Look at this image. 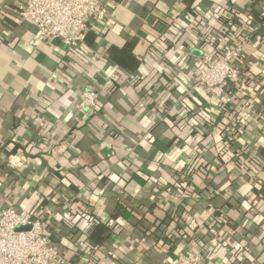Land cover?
I'll list each match as a JSON object with an SVG mask.
<instances>
[{
    "label": "crops",
    "instance_id": "obj_1",
    "mask_svg": "<svg viewBox=\"0 0 264 264\" xmlns=\"http://www.w3.org/2000/svg\"><path fill=\"white\" fill-rule=\"evenodd\" d=\"M102 1L68 50L0 0V210L51 208L56 264H264V0ZM242 38L239 82L198 87Z\"/></svg>",
    "mask_w": 264,
    "mask_h": 264
},
{
    "label": "built area",
    "instance_id": "obj_2",
    "mask_svg": "<svg viewBox=\"0 0 264 264\" xmlns=\"http://www.w3.org/2000/svg\"><path fill=\"white\" fill-rule=\"evenodd\" d=\"M109 14V5L102 0H22L19 17L36 25L37 35L47 41H60L68 50L77 49L87 37L95 22L103 21ZM249 38H242L214 54L204 51L203 66L197 86L221 98L226 88L240 80L238 63ZM98 92L85 90L77 103L81 110L93 108ZM69 201L63 209L70 208ZM51 208L42 206L33 213L16 206L0 210V264H56L64 263L46 232ZM176 264H205L203 255L181 256Z\"/></svg>",
    "mask_w": 264,
    "mask_h": 264
}]
</instances>
